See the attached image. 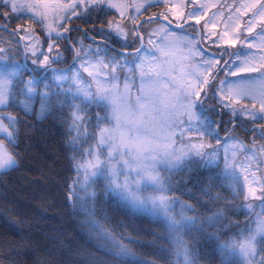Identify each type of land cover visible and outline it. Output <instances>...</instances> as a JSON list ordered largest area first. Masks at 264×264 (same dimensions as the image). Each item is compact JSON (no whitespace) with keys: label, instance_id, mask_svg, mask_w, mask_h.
<instances>
[{"label":"snow or ice","instance_id":"6c2138e0","mask_svg":"<svg viewBox=\"0 0 264 264\" xmlns=\"http://www.w3.org/2000/svg\"><path fill=\"white\" fill-rule=\"evenodd\" d=\"M256 2L231 5L216 32L201 26L209 6L196 0H0V184L22 166L34 123L58 121L66 206L89 241L61 224L43 234L52 247L40 264H264ZM108 207L158 231L150 241L117 233ZM4 212L15 231L20 220ZM31 243L21 236L4 259Z\"/></svg>","mask_w":264,"mask_h":264},{"label":"trees","instance_id":"16d2710c","mask_svg":"<svg viewBox=\"0 0 264 264\" xmlns=\"http://www.w3.org/2000/svg\"><path fill=\"white\" fill-rule=\"evenodd\" d=\"M188 2L191 4L192 0ZM244 2L245 0H218L208 9V15L201 21V26L211 14L219 13L220 24L211 30L221 32L225 20L235 14V10L230 6ZM196 3L201 4V0H196ZM256 6L259 7V3ZM250 18L249 13L239 22L243 26ZM254 32L257 33L258 40L259 26L254 29ZM244 35L250 34L245 31ZM174 67L177 69L178 64L176 63ZM122 82L123 77H121ZM133 95H135V89ZM237 133L241 138L244 137L242 131L237 130ZM223 135L224 133L221 132V136ZM21 149L24 151L22 166L8 178L7 186L0 184V244H3V247H0V261H3V264H9V260L15 261L16 264H40L41 261L50 259L47 252L52 247V241L45 239L43 234H54L55 229L61 224L76 237L77 243L87 244L89 241L86 235L80 232L78 225L72 222L71 209L66 206L67 192L61 185V178H68L72 173L65 159L64 129L59 122H54L51 118L35 122L32 130L23 138ZM261 171L264 172V165H261ZM6 208H11L12 215L20 220L15 231L5 226L4 210ZM107 213L117 233L124 232L126 229L127 234L135 237L139 232L142 240L150 241L152 237L148 233L158 231L156 225L148 218H132L125 212L114 210L112 207L107 208ZM239 219L243 221L244 217L240 216ZM25 235L35 237L36 243H31L28 251L19 250L18 255H11L9 260H5L9 245L18 249L20 237ZM148 250L146 246L144 251ZM167 259L173 258L169 256ZM161 264H164V261H161ZM213 264H216L215 259Z\"/></svg>","mask_w":264,"mask_h":264},{"label":"rangeland","instance_id":"374dc122","mask_svg":"<svg viewBox=\"0 0 264 264\" xmlns=\"http://www.w3.org/2000/svg\"><path fill=\"white\" fill-rule=\"evenodd\" d=\"M218 0H201V4H205V5H208L209 7L206 9V11H208V9L210 7H212L215 2H217ZM251 3H256V0H245L244 4H251ZM215 14V15H213ZM209 16V19L208 21H214L215 22V27H217L219 24H220V14L219 13H213ZM230 17H235V14L231 15ZM229 18L223 23V26H222V31L224 30V26L226 23H229ZM210 28H211V25H210ZM253 51H256L255 49H253ZM178 64V67L176 69V74L179 75L180 73V66H179V56H177V62Z\"/></svg>","mask_w":264,"mask_h":264}]
</instances>
